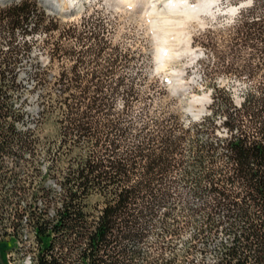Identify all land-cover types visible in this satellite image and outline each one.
I'll list each match as a JSON object with an SVG mask.
<instances>
[{"label":"trees","instance_id":"1","mask_svg":"<svg viewBox=\"0 0 264 264\" xmlns=\"http://www.w3.org/2000/svg\"><path fill=\"white\" fill-rule=\"evenodd\" d=\"M93 8L63 22L37 0L0 8L10 32H43L47 67L60 64L33 72L41 90L31 114L7 69L27 44L11 36L0 58V264H10L22 225L34 235L31 264H264V0L242 6L218 41L202 42L201 61L216 75L248 84L236 99L212 77L197 118L181 109L183 93L144 70L117 72L145 59L113 44ZM46 123L54 135L40 144ZM39 145L59 154L48 167L58 194L22 182L41 161L21 153Z\"/></svg>","mask_w":264,"mask_h":264},{"label":"rangeland","instance_id":"2","mask_svg":"<svg viewBox=\"0 0 264 264\" xmlns=\"http://www.w3.org/2000/svg\"><path fill=\"white\" fill-rule=\"evenodd\" d=\"M19 0H0V8ZM50 1V0H49ZM37 0L38 4L45 7L47 13L57 11L63 14L60 22L75 20L82 12L98 8L103 19V26L107 28L113 44H121L137 49L144 57L143 63L133 61L129 66L118 68L117 72L130 75L142 69L150 78L163 81L173 92H181V109L184 114L196 118L204 113L205 105L209 101L208 82L212 77H217L221 84L228 86L236 99H240L243 90L248 84V79L233 75H216L212 64L202 62L201 59L209 53L206 42L210 38L218 41L221 38L219 28L229 24L236 12L231 10L237 3L247 0H215L209 9L198 11L195 16L186 17L181 10L173 11L168 4L169 0H73L72 6L62 10L59 6H65V0ZM196 3L197 0H187ZM49 3L50 5L46 4ZM250 2V0H249ZM248 2V3H249ZM247 3V4H248ZM52 5L57 6L53 7ZM93 8V9H94ZM211 8V9H210ZM209 10V11H207ZM32 22L28 23L30 28ZM11 36L20 44L25 42L27 47L22 50L18 61L7 66L8 71L16 74L19 82L18 97L21 98L23 107L31 114L38 110V94L40 88L34 86L32 74L38 68L47 69L53 73L60 69V64L48 66L49 54L45 50L43 32L23 33L14 30L13 33L5 22L0 19V58L9 54V40ZM166 48V49H165ZM139 55V54H138ZM47 67V68H46ZM176 90V91H174ZM116 107L122 106V99H116ZM139 102L134 106V112L139 107ZM218 123L222 118H218ZM34 119L27 120L26 125L34 126ZM219 133H224V127L219 125ZM39 143H47L51 140L53 132L49 123L44 124L42 131L37 132ZM24 158H35L41 161L36 173L29 172L22 178V182L32 190L36 187L49 186L53 193L58 194L61 186L59 179L53 173H49V161L52 157L59 156L58 152L46 150L45 145H39L32 152L21 153ZM64 155L62 156V158ZM14 155L6 159L11 164ZM44 176L42 181L41 177ZM35 204L41 206L38 197ZM12 227L6 229L7 232ZM30 226L22 225L17 231L15 247L9 250L7 257L10 264H29L30 256L35 254V244ZM1 232V230H0ZM8 239L9 235H3ZM9 242V241H8ZM14 241H11V244ZM28 257V258H27ZM212 252H208V258Z\"/></svg>","mask_w":264,"mask_h":264},{"label":"bare ground","instance_id":"3","mask_svg":"<svg viewBox=\"0 0 264 264\" xmlns=\"http://www.w3.org/2000/svg\"><path fill=\"white\" fill-rule=\"evenodd\" d=\"M72 1L73 0H69L67 1L65 6H59V7L62 10L68 9L70 6H72ZM214 1L215 0H197L196 3H192V2H188L187 0H169L168 4L170 6V9H173V11L181 10L182 12L185 13L186 17H188L190 15L195 16L198 11L202 10L203 12V10L209 9L210 6L212 7V3H214ZM49 3L52 4V1L50 0ZM31 261L32 259L30 256L29 264H31Z\"/></svg>","mask_w":264,"mask_h":264},{"label":"water","instance_id":"4","mask_svg":"<svg viewBox=\"0 0 264 264\" xmlns=\"http://www.w3.org/2000/svg\"><path fill=\"white\" fill-rule=\"evenodd\" d=\"M65 1H66V3H67V1H69V0H65ZM248 2H249V0L239 2V3H237L235 6L232 7V10L235 11V12H237L242 6L246 5ZM46 4L50 5V4L47 3V2H46ZM50 6H51V5H50ZM52 6L57 8V6H55V5H52ZM174 91H176V90H174ZM192 117H193V118H196L195 115H192Z\"/></svg>","mask_w":264,"mask_h":264},{"label":"built area","instance_id":"5","mask_svg":"<svg viewBox=\"0 0 264 264\" xmlns=\"http://www.w3.org/2000/svg\"><path fill=\"white\" fill-rule=\"evenodd\" d=\"M32 237L34 238V235H32Z\"/></svg>","mask_w":264,"mask_h":264}]
</instances>
